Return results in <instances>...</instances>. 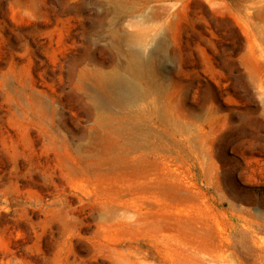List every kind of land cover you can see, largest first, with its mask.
Wrapping results in <instances>:
<instances>
[{"label":"rangeland","instance_id":"1","mask_svg":"<svg viewBox=\"0 0 264 264\" xmlns=\"http://www.w3.org/2000/svg\"><path fill=\"white\" fill-rule=\"evenodd\" d=\"M0 264H264V0H0Z\"/></svg>","mask_w":264,"mask_h":264},{"label":"bare ground","instance_id":"2","mask_svg":"<svg viewBox=\"0 0 264 264\" xmlns=\"http://www.w3.org/2000/svg\"><path fill=\"white\" fill-rule=\"evenodd\" d=\"M130 54L132 57L127 58L125 70L138 75L142 71L140 63L142 58L141 53L138 51H132ZM123 75L118 72L101 74V77L103 78L102 82L99 83L103 85L100 89L103 90L106 86L111 93H109L106 89L103 90L105 93H101L99 90L95 91L91 96L95 105H99L105 98L111 103H117L119 105H133L137 102H141L143 100V96L144 98L146 97L147 93H145V90L139 89L133 85Z\"/></svg>","mask_w":264,"mask_h":264}]
</instances>
